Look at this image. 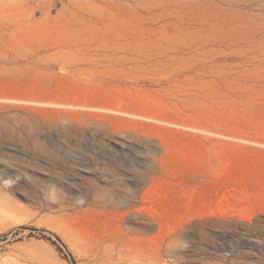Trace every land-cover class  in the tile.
<instances>
[{"label": "rangeland", "instance_id": "rangeland-1", "mask_svg": "<svg viewBox=\"0 0 264 264\" xmlns=\"http://www.w3.org/2000/svg\"><path fill=\"white\" fill-rule=\"evenodd\" d=\"M0 264H264V0H0Z\"/></svg>", "mask_w": 264, "mask_h": 264}]
</instances>
